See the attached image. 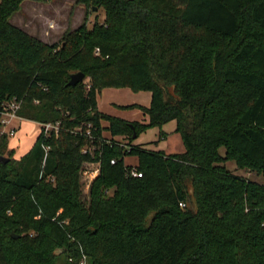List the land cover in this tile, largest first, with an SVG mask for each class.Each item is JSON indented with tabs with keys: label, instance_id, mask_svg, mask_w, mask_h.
I'll return each mask as SVG.
<instances>
[{
	"label": "trees",
	"instance_id": "obj_1",
	"mask_svg": "<svg viewBox=\"0 0 264 264\" xmlns=\"http://www.w3.org/2000/svg\"><path fill=\"white\" fill-rule=\"evenodd\" d=\"M23 1L0 0V110L19 101L59 131L18 157L0 120V264H264V0H77L104 21L53 44L10 21ZM117 87L150 91L149 107L119 105L149 122L99 110ZM170 120L182 153L113 139ZM88 162L100 169L84 199Z\"/></svg>",
	"mask_w": 264,
	"mask_h": 264
},
{
	"label": "rangeland",
	"instance_id": "obj_2",
	"mask_svg": "<svg viewBox=\"0 0 264 264\" xmlns=\"http://www.w3.org/2000/svg\"><path fill=\"white\" fill-rule=\"evenodd\" d=\"M105 15L104 8H98L97 10L88 9L86 5L78 4L77 0H48L46 2L25 0L21 4V10L13 14L10 21L33 36H38L45 42L53 44L54 42H60L66 31L76 29L82 25L85 18L89 20L91 27L97 21L103 22ZM151 99L150 91H132L128 87L105 88L98 96V104L101 112L120 116L129 121L137 120L146 123L149 122V118H147L149 116L141 109H124L119 104H139L148 107ZM103 124H107V122L103 121ZM103 133L111 137L108 131ZM36 135L37 132L25 128L16 137H12L10 143L12 148L16 149V155H25L30 150L29 145L34 144ZM113 139L124 147L129 142L133 146H140L148 150H163L170 154L182 153L185 150V143L182 136L177 132L175 120L165 122L162 127L150 126V128L141 131L132 140L127 139L125 136ZM220 153L224 156L225 149L222 148ZM124 160L126 165L131 167L139 164L137 154L127 155ZM226 167L228 170L244 177L247 176L256 182L261 183L263 181L262 176L238 169L233 160H229L226 163ZM99 169V162L84 164L81 171L84 199H89L90 185L99 174Z\"/></svg>",
	"mask_w": 264,
	"mask_h": 264
},
{
	"label": "built area",
	"instance_id": "obj_3",
	"mask_svg": "<svg viewBox=\"0 0 264 264\" xmlns=\"http://www.w3.org/2000/svg\"><path fill=\"white\" fill-rule=\"evenodd\" d=\"M98 51V50H97ZM99 53V51H98ZM21 102L19 101H10L7 104L3 106V108L0 110V120L3 124V129L2 132L10 133L12 136L15 135V128L14 127H9V124L11 123L12 120L14 119H21L22 117L17 115V110L20 108ZM39 125V124H38ZM9 127V128H8ZM39 128H43L46 133H49L50 130L54 129L57 132L59 131L58 128V123L52 124V123H41L39 125ZM91 133V129H88V134ZM129 150L132 149V146L127 145L126 146ZM88 150L85 148L84 152H87ZM112 163H116L115 159H112ZM129 175L135 177V176H142V173L138 169H130L128 171ZM181 207H186L185 202L180 203ZM81 264H86V260H83Z\"/></svg>",
	"mask_w": 264,
	"mask_h": 264
},
{
	"label": "crops",
	"instance_id": "obj_4",
	"mask_svg": "<svg viewBox=\"0 0 264 264\" xmlns=\"http://www.w3.org/2000/svg\"><path fill=\"white\" fill-rule=\"evenodd\" d=\"M98 103H99V101H98ZM119 105H121V104H119ZM98 107H100L99 104H98ZM116 117H118V116H116ZM147 118H149V117H147ZM9 127H14L15 128V132L16 133H15V135L13 137H16L20 133V131L24 130L25 128L28 129V130H31L32 129L33 131L37 132V135L35 137V141H36L37 137L40 134L39 125L36 122L27 120L25 118L24 119L21 118V119H14V120H12L11 123L9 124ZM10 145H11V143H10ZM31 146L32 145H29V149L32 148ZM16 156L21 157V155H16Z\"/></svg>",
	"mask_w": 264,
	"mask_h": 264
},
{
	"label": "water",
	"instance_id": "obj_5",
	"mask_svg": "<svg viewBox=\"0 0 264 264\" xmlns=\"http://www.w3.org/2000/svg\"><path fill=\"white\" fill-rule=\"evenodd\" d=\"M98 8L95 7L94 10H97ZM86 77V74L84 72H74L71 74V78L69 81V84L76 85L79 82L83 81ZM137 134L135 133L134 137H136ZM0 159L4 162L7 163L9 161V158H6L4 156H0ZM15 237H18V235H15Z\"/></svg>",
	"mask_w": 264,
	"mask_h": 264
}]
</instances>
